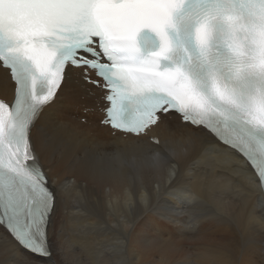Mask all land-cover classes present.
I'll list each match as a JSON object with an SVG mask.
<instances>
[{
	"label": "snow or ice",
	"instance_id": "obj_1",
	"mask_svg": "<svg viewBox=\"0 0 264 264\" xmlns=\"http://www.w3.org/2000/svg\"><path fill=\"white\" fill-rule=\"evenodd\" d=\"M0 75L15 85L0 98V242L24 264H57L59 192L33 133L68 93L154 145L153 168L172 155L157 131L179 125L242 155L264 191V0H0Z\"/></svg>",
	"mask_w": 264,
	"mask_h": 264
},
{
	"label": "bare ground",
	"instance_id": "obj_2",
	"mask_svg": "<svg viewBox=\"0 0 264 264\" xmlns=\"http://www.w3.org/2000/svg\"><path fill=\"white\" fill-rule=\"evenodd\" d=\"M13 95L0 75V97ZM93 105L85 93L65 94L33 133L59 192L57 264H264V196L245 159L172 125L157 131L170 164L153 168L154 145L81 122L96 121L84 113ZM25 255L0 242V264Z\"/></svg>",
	"mask_w": 264,
	"mask_h": 264
},
{
	"label": "rangeland",
	"instance_id": "obj_3",
	"mask_svg": "<svg viewBox=\"0 0 264 264\" xmlns=\"http://www.w3.org/2000/svg\"><path fill=\"white\" fill-rule=\"evenodd\" d=\"M98 214H99V212H98Z\"/></svg>",
	"mask_w": 264,
	"mask_h": 264
}]
</instances>
